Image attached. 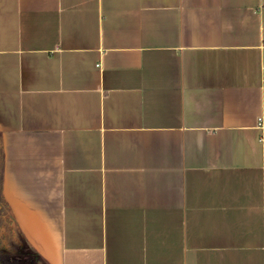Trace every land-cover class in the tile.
I'll use <instances>...</instances> for the list:
<instances>
[{"label":"crops","instance_id":"0c3cea01","mask_svg":"<svg viewBox=\"0 0 264 264\" xmlns=\"http://www.w3.org/2000/svg\"><path fill=\"white\" fill-rule=\"evenodd\" d=\"M0 136L48 264H264V0H0Z\"/></svg>","mask_w":264,"mask_h":264},{"label":"trees","instance_id":"16d2710c","mask_svg":"<svg viewBox=\"0 0 264 264\" xmlns=\"http://www.w3.org/2000/svg\"><path fill=\"white\" fill-rule=\"evenodd\" d=\"M3 146L0 136V260L3 264H48L18 229L3 195Z\"/></svg>","mask_w":264,"mask_h":264}]
</instances>
